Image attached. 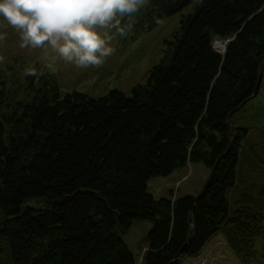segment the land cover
<instances>
[{
	"label": "trees",
	"instance_id": "obj_1",
	"mask_svg": "<svg viewBox=\"0 0 264 264\" xmlns=\"http://www.w3.org/2000/svg\"><path fill=\"white\" fill-rule=\"evenodd\" d=\"M193 1L148 0L130 30ZM168 43L130 94L62 95L43 74L28 99L11 100L0 78V264H137L124 238L137 220L152 223L145 264H170L185 244L179 261L198 256L224 228L239 243L261 233L253 210L230 215L227 190L248 132L230 113L264 64V0H198ZM193 162L211 171L219 162L199 198L148 189L150 178Z\"/></svg>",
	"mask_w": 264,
	"mask_h": 264
},
{
	"label": "rangeland",
	"instance_id": "obj_2",
	"mask_svg": "<svg viewBox=\"0 0 264 264\" xmlns=\"http://www.w3.org/2000/svg\"><path fill=\"white\" fill-rule=\"evenodd\" d=\"M197 1L184 6L153 28L136 34L129 30L123 38L117 36L113 41L115 53L100 67L77 68L57 58L55 70H49L42 49L21 48L16 30L10 26L0 27V32L6 34V38L0 40V56L4 57L0 62V78L6 83V92L11 95V100L28 99L33 92V83L38 87V78L47 74L58 81L62 95L77 89L99 96L112 88L130 94L134 85L147 82L153 65L169 50L168 41L174 40L180 30L181 14L192 11ZM215 43L216 49L225 50V42ZM29 67H34L37 75H26L25 69ZM231 116L234 126L246 127L248 132L241 145L237 180L227 190L230 215H240L237 214L239 209L253 210L261 223V233L239 243L230 230L224 228L212 237L201 254L187 258L185 264H264V69L257 94H252ZM210 176L209 167L202 162H193L170 175L150 178L148 189L157 197L170 195L171 188L176 195L196 194L202 191ZM151 226L149 220H137L124 235L137 257V264H145L141 256L148 244L147 233ZM2 250L6 249L0 241ZM179 264H183L182 260Z\"/></svg>",
	"mask_w": 264,
	"mask_h": 264
},
{
	"label": "clouds",
	"instance_id": "obj_3",
	"mask_svg": "<svg viewBox=\"0 0 264 264\" xmlns=\"http://www.w3.org/2000/svg\"><path fill=\"white\" fill-rule=\"evenodd\" d=\"M148 0H0V27L19 34L20 47L42 49L47 68L56 59L77 68L102 66L116 48L117 36L126 37L132 17ZM6 34L0 32V40ZM54 54V55H50ZM4 57L0 56V62ZM25 74L37 75L34 67Z\"/></svg>",
	"mask_w": 264,
	"mask_h": 264
},
{
	"label": "water",
	"instance_id": "obj_4",
	"mask_svg": "<svg viewBox=\"0 0 264 264\" xmlns=\"http://www.w3.org/2000/svg\"><path fill=\"white\" fill-rule=\"evenodd\" d=\"M225 46H226V45H225ZM263 69H264V64L262 65L261 72H260V76H259V79H258V82H257L256 88H255V90H254L253 96L257 94L258 89H259V86H260V84H261L262 77H263ZM247 100H248V99H246L245 101H243V102L238 106V108H240V107L243 105V103H245ZM233 112H234V110L230 113V116H231V114H233ZM218 163H219V162H218ZM218 163H217V164L214 166V168L212 169V171H211V176H210V178L208 179V181L206 182V184H205L204 188L202 189V191L199 193L198 198H199V197H200V196H201V195H202V194L208 189V187H209L210 183L212 182V179H213V177H214V175H215V173H216ZM186 246H187V244H185V245L182 247V249H181V250L179 251V253H178V256H177L174 260H172L170 264H176V263L179 261V259L181 258V255L183 254V252H184Z\"/></svg>",
	"mask_w": 264,
	"mask_h": 264
},
{
	"label": "crops",
	"instance_id": "obj_5",
	"mask_svg": "<svg viewBox=\"0 0 264 264\" xmlns=\"http://www.w3.org/2000/svg\"><path fill=\"white\" fill-rule=\"evenodd\" d=\"M190 257H193V256H185V257L183 258V260H182L183 264H185V263H186V259H187V258H190Z\"/></svg>",
	"mask_w": 264,
	"mask_h": 264
},
{
	"label": "bare ground",
	"instance_id": "obj_6",
	"mask_svg": "<svg viewBox=\"0 0 264 264\" xmlns=\"http://www.w3.org/2000/svg\"><path fill=\"white\" fill-rule=\"evenodd\" d=\"M221 47H223V46H221Z\"/></svg>",
	"mask_w": 264,
	"mask_h": 264
}]
</instances>
